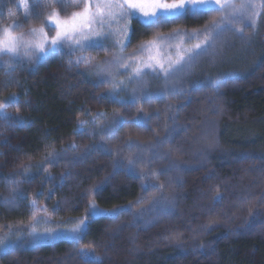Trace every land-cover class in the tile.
<instances>
[{
  "label": "trees",
  "instance_id": "obj_1",
  "mask_svg": "<svg viewBox=\"0 0 264 264\" xmlns=\"http://www.w3.org/2000/svg\"><path fill=\"white\" fill-rule=\"evenodd\" d=\"M218 13L187 11L155 25L133 18L125 50L95 45L108 68L97 80L82 72L50 80L42 66L0 75L1 98L29 99L20 131L30 162L25 178L0 172V236L33 222L36 196L52 220L87 217L75 237L24 236L0 264H264V215L253 217L264 213L256 31H211L199 49L190 39L168 77L147 71L126 91L111 88L113 76L134 77L123 64L141 47L204 29ZM19 182L28 201L15 194ZM92 205L107 213L89 216Z\"/></svg>",
  "mask_w": 264,
  "mask_h": 264
},
{
  "label": "rangeland",
  "instance_id": "obj_2",
  "mask_svg": "<svg viewBox=\"0 0 264 264\" xmlns=\"http://www.w3.org/2000/svg\"><path fill=\"white\" fill-rule=\"evenodd\" d=\"M89 2L92 5L93 11H95V4L98 0H89ZM166 2L172 3L173 0H166ZM243 2L245 0H230V2L222 0L223 7L214 2L202 6L186 3L185 8L177 10L176 14L172 17L182 15L187 11L193 12L209 9L218 10V17L214 20L215 22H212L210 26L204 29L197 31L178 29L173 32V35L171 34L169 38L163 39V41L156 40L141 47L139 50L140 56L137 59L123 64V69L126 70L124 73L131 66L135 69L133 73L134 77L133 75L118 79L115 76H113L114 78L111 77L112 91H117V93L118 91H126L129 83L138 76L136 74L138 68L141 69L140 74L149 71L168 77L183 63L188 50L192 48V45H189L190 39L196 41L195 45L199 44L201 47H205L206 37L211 31H219L227 27L238 29L250 26L253 31H256V35L264 47V0H251L256 5L255 11L258 13V15L251 18H249L248 12L234 11L232 5H235L238 9L239 5ZM84 4L85 0H0V29L9 27L13 34H23L26 39H32L31 29L44 28L45 32L48 33L49 39H51L55 35V29L54 26L49 27L45 17L53 10L58 12L61 18L70 17L73 12L82 11ZM10 12L14 13V15L10 16ZM133 18H138L144 23H150L148 18L142 17L139 14L127 21L121 20L119 23L115 20L109 21L107 19L103 25L93 23L89 32L90 39L82 41V43L86 44V47L83 49L68 41L58 47L55 52L50 51V45H46L45 52L47 54L37 53L30 58L23 55L14 58L3 55L0 56V75H7L10 79L13 73L20 67L37 69L42 66L46 77L50 80L63 79L77 72H82L88 78L97 80L104 72H107L108 68L105 64L99 62L98 55L93 51L95 45H110L114 47V50L120 52L125 50L130 39ZM125 24H127V32H122L121 30L125 27ZM214 25H219L220 27L215 28ZM85 31L89 30L86 29ZM194 32L196 33L194 34ZM92 33H95V35ZM239 39L238 42L241 44H244L246 41V38L243 37ZM177 61L179 63H176ZM158 62L163 64L164 69L169 70L167 74L161 70ZM148 65H151V67ZM108 78L109 76L106 77V79ZM27 102H29V99H21L17 95L6 98L0 97V105L4 106L3 112L7 113V116L10 118L4 119L0 115V172L8 173L7 175L15 178H25L30 172V168H28L30 162L23 156V147L27 137L20 131L24 123L21 117L28 109ZM15 194L20 200L26 199L28 201L25 198L27 196L22 192L20 182L15 187ZM28 202L33 213V222L25 230L11 229L1 235L0 240H3L4 244L0 246V253L9 250L24 236L52 239L59 236L72 237L74 235L68 230L73 228L76 223L84 220L85 223L82 229L85 227L87 217L59 221L52 220L45 200L40 196L33 197ZM95 208L97 210L96 214L98 212L101 214L107 213L104 210L97 209L96 206ZM253 215V217H257L258 219L264 213L256 211ZM33 229L36 230L35 233H33ZM49 232L51 234H48Z\"/></svg>",
  "mask_w": 264,
  "mask_h": 264
},
{
  "label": "snow or ice",
  "instance_id": "obj_3",
  "mask_svg": "<svg viewBox=\"0 0 264 264\" xmlns=\"http://www.w3.org/2000/svg\"><path fill=\"white\" fill-rule=\"evenodd\" d=\"M220 4L224 6L222 0H173L172 3L166 2V0H98L95 4V11H93L92 5L89 0H85V4L82 11L73 12L70 17L61 18L59 13L53 10L48 14L45 19L49 27L55 29V35L49 39L48 33L44 28L31 29L32 39H26L23 34L15 35L9 27L0 29V56L8 55L10 57H18L20 55L31 57L34 54H47L45 52L46 45H50V51L55 52L64 42L71 41L80 48L86 47V44L82 41H88L90 39L89 32L91 31V25L93 23H99L103 25L105 20H115L117 23L121 20L127 21L131 17L139 14L142 17L148 18L149 22L153 25L159 24L162 21L169 20L174 16L177 10L185 8L186 3L191 5H206L210 3ZM230 2V0H226ZM234 11L248 12L249 18L258 15L255 11L256 5L251 0H245V2L239 5V8L232 5ZM14 15V13H9ZM215 28H219V25H214ZM89 31H85V30ZM127 32V24L121 30ZM95 35V33H92ZM199 44L195 45V48L199 49ZM31 49V51H29ZM200 53H196L199 55ZM183 59V57H181ZM192 59V57H189ZM159 63V62H158ZM176 63H179L177 61ZM151 67V65H148ZM161 70L168 73V69H164L163 64L159 63ZM171 67V64H170ZM141 69L136 70V74L139 75ZM4 106L0 105V115L4 119H10L7 113L3 112ZM131 163V161H130ZM95 205L89 210V216L96 214ZM85 221L81 220L68 231L75 236L79 235L82 231V226ZM33 229V233H35ZM48 234H51L50 232ZM4 244L3 240H0V246Z\"/></svg>",
  "mask_w": 264,
  "mask_h": 264
}]
</instances>
